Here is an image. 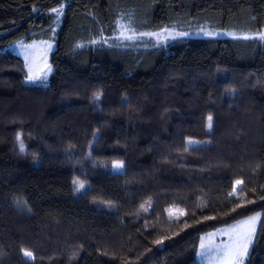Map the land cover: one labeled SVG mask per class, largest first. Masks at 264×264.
Listing matches in <instances>:
<instances>
[{
  "label": "trees",
  "instance_id": "obj_1",
  "mask_svg": "<svg viewBox=\"0 0 264 264\" xmlns=\"http://www.w3.org/2000/svg\"><path fill=\"white\" fill-rule=\"evenodd\" d=\"M120 19L240 37L109 44ZM263 31L264 0H0V264H201L256 213L264 264ZM51 39L27 85L9 48Z\"/></svg>",
  "mask_w": 264,
  "mask_h": 264
},
{
  "label": "rangeland",
  "instance_id": "obj_2",
  "mask_svg": "<svg viewBox=\"0 0 264 264\" xmlns=\"http://www.w3.org/2000/svg\"><path fill=\"white\" fill-rule=\"evenodd\" d=\"M63 8L64 6H61L55 9V11L53 10V13L57 16V22L54 32L60 25V17L62 15ZM261 35H264V31ZM190 37L220 38L240 36H237L233 33L212 30L208 27H201L190 31L179 30L177 28H168L159 32L138 33L132 29L128 21L120 19L117 22L116 32L114 36L110 40H108L107 43L124 47L145 48L151 45H165L171 40L177 38ZM9 50L23 59L27 73V78L25 81L27 85H47L49 77L52 73V67L50 65V56L55 50V42L53 41V39L47 41H32L29 43L21 41L13 44L9 48ZM29 75L33 76L34 79L30 80ZM237 187L238 185L235 186V188ZM260 218L261 215L255 224V232L252 236V239L250 240V242H248V250L247 254L243 258V264H245L249 252L251 250ZM247 219L248 217L233 222L230 225L223 226L203 234L200 237L198 244V260L200 261V263L227 264V262L223 259V250L226 246H229L234 243V241L237 239L238 232L243 231L247 227H238L242 221H245Z\"/></svg>",
  "mask_w": 264,
  "mask_h": 264
},
{
  "label": "snow or ice",
  "instance_id": "obj_3",
  "mask_svg": "<svg viewBox=\"0 0 264 264\" xmlns=\"http://www.w3.org/2000/svg\"><path fill=\"white\" fill-rule=\"evenodd\" d=\"M261 39H264V35H261ZM29 79H34V77L29 75ZM208 119L209 127H211L212 117H209ZM237 183H239V181ZM80 187H83V185L81 184ZM260 215V213H257L256 215L250 216L247 220L240 223L238 227H247L243 231L238 232L237 239L234 241V243L226 246L223 250V259L227 262V264H243V258L247 254L248 250V242H250L252 239V236L255 232V224ZM24 255L31 257L32 253L25 251Z\"/></svg>",
  "mask_w": 264,
  "mask_h": 264
}]
</instances>
